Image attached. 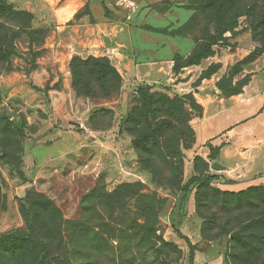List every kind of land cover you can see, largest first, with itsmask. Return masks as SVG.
<instances>
[{
  "label": "rangeland",
  "instance_id": "rangeland-1",
  "mask_svg": "<svg viewBox=\"0 0 264 264\" xmlns=\"http://www.w3.org/2000/svg\"><path fill=\"white\" fill-rule=\"evenodd\" d=\"M63 3L0 0L29 26L13 40L10 70L0 68V264H193L196 257L200 264H264V184L230 190L207 182L213 168L194 132L203 111L195 92L240 91L264 39L253 38L244 17L216 36L195 0L150 3L134 28L106 4L108 22L119 23L117 34L104 36L108 43L126 32L137 59L171 62L172 81L151 84L121 75L105 55L81 54L69 33L56 38L72 18L94 19L82 0L63 23ZM76 58L109 62L119 76L110 96L97 84L76 90ZM39 65L41 83L21 81L10 92L7 75L28 77ZM144 92L159 99L145 112ZM29 226L36 240L20 237Z\"/></svg>",
  "mask_w": 264,
  "mask_h": 264
},
{
  "label": "crops",
  "instance_id": "crops-1",
  "mask_svg": "<svg viewBox=\"0 0 264 264\" xmlns=\"http://www.w3.org/2000/svg\"><path fill=\"white\" fill-rule=\"evenodd\" d=\"M155 1L157 0H86L93 6L94 19L83 23L74 22L72 18L67 25L57 27L55 36L60 39L69 33L71 39L81 46V54L86 52L107 56L121 75L128 78L134 76L136 81L151 84L172 81L171 62L137 59V52L125 41L126 32L118 34L117 39L112 36L111 43L104 37L117 34H114L113 29L119 24L118 21L116 24L114 21L108 22L104 15L106 4L123 10L120 24L134 28L141 23L144 8ZM83 4L82 0H64V8L60 14L67 19L63 23ZM249 64V79L240 92L229 96H204L198 91L195 92V95L202 97L198 102L203 108L202 115L194 124L196 146L200 148V154L207 159L209 165L219 166V169H211V174L216 176V184L230 190L264 184V53ZM42 69L43 66L39 65L28 77L12 71L7 75V88L15 93L20 88L21 81L22 87L29 86L26 80L33 84L41 83L44 80ZM196 75L190 76L189 81ZM211 147L217 148L214 159L209 157ZM193 264H200L197 257Z\"/></svg>",
  "mask_w": 264,
  "mask_h": 264
},
{
  "label": "trees",
  "instance_id": "trees-1",
  "mask_svg": "<svg viewBox=\"0 0 264 264\" xmlns=\"http://www.w3.org/2000/svg\"><path fill=\"white\" fill-rule=\"evenodd\" d=\"M194 5L195 10L196 8L200 9L199 14L202 15L201 17L204 20V25L206 23L207 25L213 24L216 36L227 30L232 31L235 27H237L239 18L244 17V21L246 22L247 27L251 30L253 38L258 40L264 39V0H195ZM105 9L106 7H104V11ZM198 19L196 11H194L192 16H190V23L195 27V25L199 22ZM26 27H29L28 24L26 25V22L24 23L19 20H15V17L10 15V9L8 6H0V68L10 70L11 58L16 56L15 52L12 50L13 40L15 38H19L18 31L21 28L24 29ZM13 28H17V30L13 31ZM4 45L5 49L3 50ZM27 52H33V48L29 47ZM202 53L203 52L199 53L194 59L190 58V61H192L189 64L198 63L199 59L204 58L205 56ZM104 61L105 63L91 58L86 59L85 61H81V59L78 58L74 59L73 62L75 65L72 69L77 72L79 76L78 78L80 79L78 82V87H80V89L76 90L81 93L89 92L92 90L90 85L97 84L102 86L101 90L105 92V96H110L111 90H109V88L116 86L115 81L119 80V76L109 65V62L106 59ZM101 66H104V68L108 70V73L110 70L113 74L104 73V71L101 70ZM246 82L242 85V87L246 84ZM240 91L224 94V96H229ZM156 97L157 96L155 94L150 95L149 93L144 92V100H146L147 106H144V112L151 109L149 107L151 104H158L159 99L155 100ZM163 99L165 100V105H167L168 108L174 107V99H170L167 96H164ZM211 151L214 153H211ZM216 151L217 148H210L209 157L211 159L215 158ZM215 180V175L207 176V182H215ZM178 235L180 236V233H178ZM1 236L12 237L13 235L2 234ZM20 237L23 239L36 240V236L34 235L33 228L31 226H29V232L26 235H21Z\"/></svg>",
  "mask_w": 264,
  "mask_h": 264
},
{
  "label": "water",
  "instance_id": "water-1",
  "mask_svg": "<svg viewBox=\"0 0 264 264\" xmlns=\"http://www.w3.org/2000/svg\"><path fill=\"white\" fill-rule=\"evenodd\" d=\"M212 168H213V169H219V166L216 165V164H212Z\"/></svg>",
  "mask_w": 264,
  "mask_h": 264
}]
</instances>
